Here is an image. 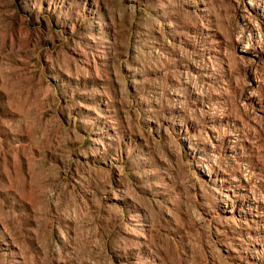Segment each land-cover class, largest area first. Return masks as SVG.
I'll use <instances>...</instances> for the list:
<instances>
[{
	"label": "rangeland",
	"instance_id": "374dc122",
	"mask_svg": "<svg viewBox=\"0 0 264 264\" xmlns=\"http://www.w3.org/2000/svg\"><path fill=\"white\" fill-rule=\"evenodd\" d=\"M0 264H264V0H0Z\"/></svg>",
	"mask_w": 264,
	"mask_h": 264
}]
</instances>
